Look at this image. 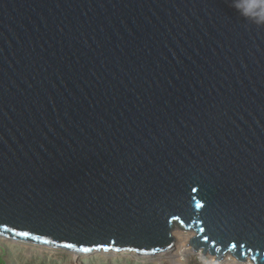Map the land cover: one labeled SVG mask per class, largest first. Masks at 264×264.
I'll list each match as a JSON object with an SVG mask.
<instances>
[{"label": "water", "instance_id": "water-1", "mask_svg": "<svg viewBox=\"0 0 264 264\" xmlns=\"http://www.w3.org/2000/svg\"><path fill=\"white\" fill-rule=\"evenodd\" d=\"M174 228L264 264V0H0V237L151 256Z\"/></svg>", "mask_w": 264, "mask_h": 264}, {"label": "rangeland", "instance_id": "rangeland-1", "mask_svg": "<svg viewBox=\"0 0 264 264\" xmlns=\"http://www.w3.org/2000/svg\"><path fill=\"white\" fill-rule=\"evenodd\" d=\"M173 234L175 237L174 244L169 249L172 253H178L184 244V242H180V234H185L190 238L195 235L194 232L181 229H175ZM192 251L191 255L178 256L174 260L163 257L165 254H161L162 252L158 253L159 255L151 256H136L130 252L76 255L63 250L16 242L0 237V264H213L217 260H214L215 257L210 252L203 254L202 249H199V251L192 249Z\"/></svg>", "mask_w": 264, "mask_h": 264}, {"label": "bare ground", "instance_id": "bare-ground-1", "mask_svg": "<svg viewBox=\"0 0 264 264\" xmlns=\"http://www.w3.org/2000/svg\"><path fill=\"white\" fill-rule=\"evenodd\" d=\"M175 229L178 230L179 228H174L172 230V232H171L172 233V237L174 238V240H175V237H174L173 231ZM181 230H183V229H181ZM189 231L193 232V230H191V229ZM179 239L181 240L180 242H184V244L182 245L181 250L178 253H172L170 250H167L166 252L164 251V253L163 252L161 253V254H165L163 257L168 258L170 260H174L175 257L182 256V255L183 256L191 255L193 253V251H192L193 248L189 244V240L191 238L187 237L185 234H180V238ZM195 251H199V249L195 250ZM206 252H209V251H206ZM213 255H214L215 258L217 257L216 253H214ZM199 256L201 258H203V256H201L200 254H199ZM233 256L234 255H232L230 252H228V253H225V254L221 255V258L217 259L216 262L213 263V261H214L213 260L212 263L213 264H240V263H242V264H254L253 260H251L249 257H247L244 260H242V259L241 260L240 259L237 260L235 258V256L234 257Z\"/></svg>", "mask_w": 264, "mask_h": 264}, {"label": "snow or ice", "instance_id": "snow-or-ice-1", "mask_svg": "<svg viewBox=\"0 0 264 264\" xmlns=\"http://www.w3.org/2000/svg\"><path fill=\"white\" fill-rule=\"evenodd\" d=\"M193 191H195V189H193ZM198 208H203L204 205H197ZM203 231V230H201ZM18 235H21V236H28V233L27 232H20L18 233ZM262 241V246H264V240H261ZM102 245H97V247H101ZM235 247V245H233Z\"/></svg>", "mask_w": 264, "mask_h": 264}]
</instances>
